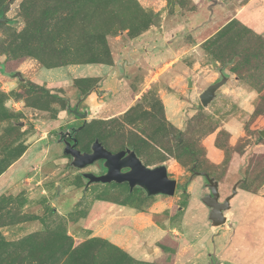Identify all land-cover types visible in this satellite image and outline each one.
<instances>
[{"label": "rangeland", "instance_id": "1", "mask_svg": "<svg viewBox=\"0 0 264 264\" xmlns=\"http://www.w3.org/2000/svg\"><path fill=\"white\" fill-rule=\"evenodd\" d=\"M0 14V264H264V0H0ZM82 124L76 149H130L174 195L88 185L102 162L74 168L58 143ZM203 174L220 202L237 184L220 227Z\"/></svg>", "mask_w": 264, "mask_h": 264}, {"label": "water", "instance_id": "2", "mask_svg": "<svg viewBox=\"0 0 264 264\" xmlns=\"http://www.w3.org/2000/svg\"><path fill=\"white\" fill-rule=\"evenodd\" d=\"M7 23V20L0 14V26ZM212 66L216 67V63L211 61ZM11 77L16 78L20 82H24V78L20 72L10 74ZM227 82V77L222 76L221 79L209 85L200 95L199 100L203 107H206L215 97L217 90ZM191 86V83H189ZM73 114L81 118L84 122L87 113H78L76 106L72 110ZM71 129L70 132L59 135L58 143L64 145V155L71 157V164L74 168L84 169L96 162H102V167L105 172L102 175L96 176L94 174H84L83 177L87 180V184L101 183V184H123L126 183L130 190L133 188L142 189L146 196H173L176 189V181L168 176L167 169L164 165L149 168L145 166L134 151L125 149L117 153H111L106 150L103 145L95 140L91 146V152H81L76 149L77 141L74 137L75 133L79 131L82 126ZM260 136L264 137V129L260 132ZM206 181V188L208 192L201 202L208 209V220L212 227H220L226 223L224 212L230 209V200L236 194V186L234 185L231 195L226 197L223 201H219L218 183L203 174ZM152 250L148 248V252Z\"/></svg>", "mask_w": 264, "mask_h": 264}, {"label": "trees", "instance_id": "3", "mask_svg": "<svg viewBox=\"0 0 264 264\" xmlns=\"http://www.w3.org/2000/svg\"><path fill=\"white\" fill-rule=\"evenodd\" d=\"M28 87L32 91L39 90L37 87H35V86L31 85V84H29Z\"/></svg>", "mask_w": 264, "mask_h": 264}]
</instances>
